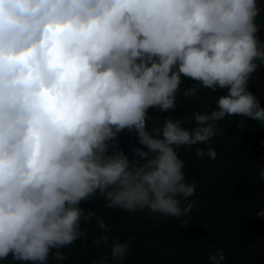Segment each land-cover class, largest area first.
<instances>
[{
  "label": "clouds",
  "instance_id": "obj_1",
  "mask_svg": "<svg viewBox=\"0 0 264 264\" xmlns=\"http://www.w3.org/2000/svg\"><path fill=\"white\" fill-rule=\"evenodd\" d=\"M262 10L258 0H0V260L65 264L63 249L86 243L82 225L94 221L92 246L108 254L92 264H124L130 243L80 206L97 196L107 209L188 217L197 185L178 149L215 159L195 145L217 122L264 123L249 90L264 67ZM182 77L196 81L188 100L218 91L214 108L150 116L176 108ZM125 130L144 146L133 159L119 146ZM225 259L223 248L208 252L209 264Z\"/></svg>",
  "mask_w": 264,
  "mask_h": 264
},
{
  "label": "trees",
  "instance_id": "obj_2",
  "mask_svg": "<svg viewBox=\"0 0 264 264\" xmlns=\"http://www.w3.org/2000/svg\"><path fill=\"white\" fill-rule=\"evenodd\" d=\"M258 2L264 6V0ZM258 20L264 25V10ZM257 73V84L261 87L253 89L249 83V90L264 106V67ZM182 79L176 108L168 112L152 108L150 116L187 117L203 103L205 91L210 90L202 92L200 101L188 100L183 96V89L196 81ZM211 94L215 98L218 91ZM227 118L229 122L225 118L217 122L219 131L208 143L195 145V148L213 147L217 153L215 159L207 155L196 157V149L189 150L187 146L178 149L185 162L187 179L197 185L189 198L197 204L188 217L152 219L147 211L129 213L119 208L107 209L99 196L81 202L85 211L94 210L106 221L113 229L112 236L130 243L132 251L124 264H209L208 252L219 248L225 251L223 264H264V218L256 216L264 210V181L257 171L258 165L264 167V123L241 116ZM148 126L151 127V121ZM185 127L191 129L194 124L187 123ZM119 146L130 159L134 158L133 148L144 147L136 135L126 130L119 135ZM184 219L188 221L186 225ZM82 227L88 229L87 242L77 240L70 248L63 249L70 253L65 264H92L98 256L108 254L107 246L100 249L92 246L93 236L98 234L95 222L84 223ZM130 236L136 238L129 240ZM0 264H11V257L0 260Z\"/></svg>",
  "mask_w": 264,
  "mask_h": 264
},
{
  "label": "rangeland",
  "instance_id": "obj_3",
  "mask_svg": "<svg viewBox=\"0 0 264 264\" xmlns=\"http://www.w3.org/2000/svg\"><path fill=\"white\" fill-rule=\"evenodd\" d=\"M258 76H259L258 73L255 72L253 74L250 82H249V83L253 84V86H254L253 89H258V87H261L260 85L258 86V84H257V77ZM205 93H207V94H205V98H203V103H202L204 108H208L209 106L214 108L215 101H214V98H213L211 92L205 91Z\"/></svg>",
  "mask_w": 264,
  "mask_h": 264
},
{
  "label": "water",
  "instance_id": "obj_4",
  "mask_svg": "<svg viewBox=\"0 0 264 264\" xmlns=\"http://www.w3.org/2000/svg\"><path fill=\"white\" fill-rule=\"evenodd\" d=\"M258 35H259L260 39L264 40V27L260 28Z\"/></svg>",
  "mask_w": 264,
  "mask_h": 264
}]
</instances>
